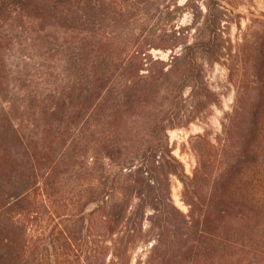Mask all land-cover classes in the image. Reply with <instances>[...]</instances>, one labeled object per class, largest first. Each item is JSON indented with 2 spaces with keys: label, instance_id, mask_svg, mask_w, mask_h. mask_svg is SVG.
Wrapping results in <instances>:
<instances>
[{
  "label": "trees",
  "instance_id": "16d2710c",
  "mask_svg": "<svg viewBox=\"0 0 264 264\" xmlns=\"http://www.w3.org/2000/svg\"><path fill=\"white\" fill-rule=\"evenodd\" d=\"M165 1L0 0V264H264V12L244 36L217 143L189 140V175L168 133L209 106L195 54L215 50L218 16L202 39L136 36L104 51L134 20L160 24ZM147 45L182 48L165 64ZM53 51L66 54L61 90L32 85ZM69 183L64 219L78 228L49 230Z\"/></svg>",
  "mask_w": 264,
  "mask_h": 264
},
{
  "label": "rangeland",
  "instance_id": "374dc122",
  "mask_svg": "<svg viewBox=\"0 0 264 264\" xmlns=\"http://www.w3.org/2000/svg\"><path fill=\"white\" fill-rule=\"evenodd\" d=\"M162 10L164 12L160 18V20L162 19L160 24L157 25V20L153 19H149L147 23L134 20L124 29V32L116 31L113 33L111 46L104 48V51L113 50L116 52L117 48L127 46L128 42L134 40L136 36L144 37V40L148 43H151L150 39H153L156 42L152 44L159 43L162 46H167V40L173 32H176V36H182L187 41H192L195 37L202 39L206 36L204 25L211 24L212 19H220L221 32L216 40L215 50L207 53L199 51L195 54L198 62L203 63L204 82L209 92L206 90H202V92L210 100L209 106L198 115L193 123L184 128L170 130L168 133L170 144L173 147V155L182 162L185 173L190 175L195 165V157L189 148V140L197 134H206L211 143H217V137L222 131L223 123L232 108L236 95L235 82L237 80L236 76L239 74L238 68L241 61L238 59V54H241L244 36L252 26L253 21L260 18L264 12V0H167L163 3ZM189 26L191 28L186 31ZM158 35L162 38L159 42L155 38ZM65 40L68 44V40L66 38ZM162 46L156 48L147 45L145 49H147L146 53L153 59L165 64L170 62L172 55L179 54L182 48L178 46L175 50H170ZM59 52L53 51L51 53L52 56L49 62H46L47 65L44 63V67L40 70L42 71L40 77L35 76L32 85L38 81H46L49 82L46 85L48 88H59L61 90L57 83H52L55 78L57 82L60 81V78L64 79L67 71V65L64 63L66 54ZM212 58H218V60L209 63L208 60ZM45 94H47V91H45ZM187 94V90H185L184 96L186 97ZM159 103V101H155L150 104L157 107ZM43 135L48 138L47 141L51 145L60 140L61 137L59 130L52 127L46 129L42 137ZM75 178L81 180L79 175H76ZM79 181L72 182L73 187H76ZM69 184L70 186L65 194L60 195L59 200L61 201L54 207L52 216L47 219L46 225L49 230H54L59 225L62 227L64 225L67 227L76 226L78 228V224L72 225L64 219L67 214L66 200L68 196L72 195L74 197L76 195V189L75 192L69 193L70 187H72L71 183ZM180 190V182L173 179L172 196L174 203L183 212H186L187 208L180 200ZM56 234L57 231L53 233V236ZM140 251L139 249L137 252ZM78 252L79 250L75 253ZM68 258H75V256Z\"/></svg>",
  "mask_w": 264,
  "mask_h": 264
}]
</instances>
